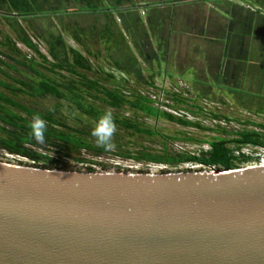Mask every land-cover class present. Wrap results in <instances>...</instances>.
Wrapping results in <instances>:
<instances>
[{"label":"water","instance_id":"1","mask_svg":"<svg viewBox=\"0 0 264 264\" xmlns=\"http://www.w3.org/2000/svg\"><path fill=\"white\" fill-rule=\"evenodd\" d=\"M0 264H264V166L126 175L0 162Z\"/></svg>","mask_w":264,"mask_h":264},{"label":"trees","instance_id":"2","mask_svg":"<svg viewBox=\"0 0 264 264\" xmlns=\"http://www.w3.org/2000/svg\"><path fill=\"white\" fill-rule=\"evenodd\" d=\"M116 1L112 0L108 4L114 6ZM149 1L151 0H141L139 6L143 7ZM61 3L68 8L73 5L76 11L68 12L69 9L65 10L66 7L61 9L54 6ZM117 3L125 4L126 8L138 9L133 0H120ZM108 4L105 0H0V18L11 32L0 30V150L10 156L28 160L30 162L28 167L64 172H74V168L61 163L59 158L73 157L75 161L85 162L87 160L81 159L82 153L101 158L118 152L114 155L126 160L170 168L195 163L207 170L209 168L234 170L241 168L243 164L257 161V158L243 154L241 149L245 146L264 149V106L257 104L255 110L251 109L255 115L262 116L261 123L244 121L238 130L227 131L220 126L213 130L159 110L154 106L153 100L139 92L125 94L123 84L126 83V79L132 77L140 82L143 79V70L137 64L136 58L129 53L130 49L122 32L135 41L134 34L138 28L136 31L131 28H124L125 30L121 31L114 17L111 14L107 17L104 11L109 8ZM73 12L76 19L104 14L107 26L100 32L94 26L88 29L79 27V30L63 27L61 16L63 13ZM43 15L49 19L50 15H53L61 31L67 33L80 49L68 45L62 34H59L60 31L50 30L46 35L39 37L46 48V54H42L20 22L29 23L30 19ZM104 31L107 34V45L112 35V49H115V39L119 36L124 43L123 47L128 50L129 54L120 57L122 62L116 61L115 58L110 62V56H107L110 62L108 64L112 65L110 70L120 72L122 77H126L124 80L123 78L117 80L111 71L106 72L100 66L95 68L99 52L91 50L85 41L90 37L94 40L97 33L100 35V38L97 36L99 41L102 42ZM137 36L140 37L141 34ZM19 44L33 56L29 57L22 53L18 48ZM11 72L17 73L18 76H12ZM152 75L145 85H153L149 84L153 80ZM104 83H109L113 88H107ZM168 96L174 101L171 106L174 110L181 109L187 102L180 93L169 92ZM106 111L112 112L117 127L113 137V149L117 151L114 152L100 147L92 135L97 121ZM119 112H129L132 117L118 115ZM194 113L200 114L201 111L197 108V112ZM210 115L211 119L230 121L226 116L213 113ZM35 116H40L47 122L43 144L38 143L32 136L30 123ZM141 116L148 119H163L181 127L217 133L221 137L197 141L209 146L208 150L200 152L199 156L174 154L166 147L159 154L149 153L145 149L134 153L124 151L123 137L120 135L122 131L148 138L159 136L156 130L144 126L139 121ZM247 126L251 128L247 129ZM186 140L192 141L191 138ZM86 171L93 172L92 169Z\"/></svg>","mask_w":264,"mask_h":264},{"label":"crops","instance_id":"3","mask_svg":"<svg viewBox=\"0 0 264 264\" xmlns=\"http://www.w3.org/2000/svg\"><path fill=\"white\" fill-rule=\"evenodd\" d=\"M140 1L133 0L138 9L126 8L117 2L114 6L107 3L111 7L105 13L107 17L109 14L114 17L121 31L138 28L135 41L122 34L142 73L146 67L161 81L156 85L153 79L149 83L153 85L146 86L156 91H165L167 87L166 92L191 90L200 100L220 99L229 103L225 105L247 111L255 110L256 100L264 105V96L250 97L251 102L246 104L242 103L241 96L235 98L233 94L241 90L237 89L239 84L245 90L264 91V0H151L143 7L139 6ZM103 16H92L91 26L98 31L107 26ZM139 30L144 33L140 37ZM103 36L102 44L107 45L105 31ZM110 37L108 45L112 49ZM94 38L98 39L97 33ZM123 46L122 39L116 37L113 50L118 51L120 47L125 50ZM108 56L110 61L114 59L113 54ZM144 60L147 64H141ZM142 83L143 79L140 84L144 86ZM168 100L174 104L169 96Z\"/></svg>","mask_w":264,"mask_h":264},{"label":"rangeland","instance_id":"4","mask_svg":"<svg viewBox=\"0 0 264 264\" xmlns=\"http://www.w3.org/2000/svg\"><path fill=\"white\" fill-rule=\"evenodd\" d=\"M105 1L107 3L112 2V0H105ZM118 1L120 0H117L116 2ZM49 6L51 7L53 5H49ZM54 6H57L58 8H61V9L66 7L64 3L55 4ZM70 6H71L70 7L71 9L66 7L65 10L69 9L68 12L74 11L73 6L72 5ZM107 6L109 8L111 7L109 5ZM104 11H106V9ZM53 17H54L53 15H50V19H49V17H45L43 15L35 19H30L29 23L28 21L27 22L21 21L20 24L25 29H27V33L31 36L34 43L38 45L40 52L44 55L46 54V48L42 41V38H39V37L40 35L42 36L46 35L50 30L58 31V32L60 31L59 34L60 35L62 34L63 38L65 39L68 45H70L73 48L80 49V47L71 40V38L69 37L67 33H63V31H61V27L59 26V24L56 22V20ZM61 22H62L61 25L63 27L67 25L68 27L75 28L77 30H79V27L88 29L93 23V17L92 16H82L81 18L76 19V16L73 15V13H65V14L63 13V21ZM117 22H120V20H117ZM1 29L5 31H9L7 26L4 24L3 20L0 18V30ZM102 30L103 29H101L100 31ZM8 33H11V32L9 31ZM139 33L142 34L140 30H139ZM97 36L100 38V35H97ZM99 38L92 40V37H90L89 39H87L88 41H85L87 45H89V48L91 50H93L94 52H99L98 53L99 58L97 59L95 68H98L100 66L101 68L105 69L106 72L111 71L114 74V76L117 77V80H120L121 78H123L122 80H124L126 77L125 76L122 77V74H120V72L110 70L112 69L111 68L112 65L110 66V64L108 63L112 61L109 62L106 59V57L109 54H113L114 55L113 57L115 58L116 61L122 62L121 58L125 56L126 54H129L127 49L123 50L120 47L118 51L113 50L111 49V47H109V45L102 44V42L99 41ZM106 47H109V49L107 50ZM18 48L22 51V53L28 55L29 57L33 56L21 44L18 45ZM138 49H139V52L142 53V49L139 46H138ZM116 56L118 58H116ZM147 57H150V55H147ZM91 62L94 63L93 60H91ZM147 62H150V61L147 60ZM142 63L147 64L145 60L144 62H141V64ZM143 69L145 70V72L142 73V76H143L142 85H144L145 82L149 81L148 78L149 76L152 75V73L150 74L151 71L146 70V67H144ZM11 75L14 77L18 76V74L15 72H11ZM152 77L156 85L161 84V81H159L157 77H155L154 75H152ZM126 80H127L126 83L123 84L125 88L124 90L125 94L129 95L134 92H139L143 96H147L150 99H152L153 97L154 98L156 97L155 99L160 101L159 102V101L154 100L156 103L159 104L158 105L159 110L163 112H167V113L171 112L170 114L173 113L171 110L167 109L166 107L160 106V104H163L162 102L165 101V99L161 97V93L163 96H168L169 92L166 94L164 92H158L155 89H150L146 85L141 86L140 82H137L132 77L130 78L128 77ZM104 86H106L109 89L113 88V86H111L109 83H104ZM239 87L240 88H237V89H241V90L239 92L235 91L233 92V94L235 98H239L241 96L243 98L242 103L249 104V102H251L250 97L253 99V98L264 96V91L260 93V92H255V90H251V89L245 90L244 87L241 88L240 84H239ZM164 90L168 91L167 87H164ZM186 91L188 93H186ZM186 91L185 90L182 91V89H180V90L173 92V93H180L182 98L185 97L189 99V101H187L188 102L187 105H183L179 111H175L177 112V116H181L179 118H182L184 120H187L190 122H197L201 126L212 128L213 130H215L217 126H220L221 128H224L227 131L241 129L242 127L241 122H244V121H252V122L254 121L258 123H261L263 121L262 116L255 115L253 110L247 111L243 108H240V107L238 108L237 106H232V105L228 106L225 104H229V103H227L226 101H221L220 99L219 100L216 99L215 101L207 100V99L200 100L194 94L193 91L191 90H186ZM223 93H226V92H223ZM256 101L259 102L258 100ZM257 102L255 103V105H257ZM258 106L262 107L264 105L260 103ZM196 107L201 111L200 114L194 113V112H197ZM246 109H249V107L247 106ZM211 113H213L214 115L226 116L229 118L230 121H225L223 119L222 120L221 119H211L210 118ZM117 114L124 115L129 118L132 117L131 113L129 112H119ZM139 121L144 126H147V127H150L156 130L159 136L154 137V138H148V137H143L140 135H130L129 134L130 132L122 131L120 135L123 137V143H124L123 150L124 151L134 153V152H139L141 149H145L149 153L159 154L166 147L169 152H172L174 154L182 153V154H187V155L199 156L200 152L207 151L209 146L206 143H199L197 141H208L214 137H221V135L217 133L205 132V131H201V130L194 129V128L181 127L179 125L170 123L163 119H148V118H144L143 116H141L139 118ZM249 128L251 127L247 126V129ZM163 137L167 139L164 140ZM186 138H191L192 141H187ZM173 139H176V140H173ZM111 150L113 152L117 151L113 148ZM245 150H248V152H252V154H254L252 158L259 159L262 157V151L258 150L257 148H253L251 146L246 147L243 150L244 154L246 153ZM117 153L118 152H114L108 155H104L101 158L88 156L85 153H82L81 159L87 160L85 162L75 161L73 157L72 159H65L61 157L59 158V160L61 163L73 167L74 172H81V173H88L86 171L88 169H92L93 170L92 173H96V174L111 173V174H126V175L127 174L164 175L168 173L172 174V173H179V172H202V171L207 172L209 171L202 165L195 164V163H185V164H180L176 168H173V167L170 168L164 165H155V164H148V163H143V162H136V161L126 160V159L117 157L118 155H114ZM0 162L10 164V165H15V166H22V167H28L30 165V162L28 160L10 156L1 150H0ZM253 163L254 162L243 164L241 165V168L252 167L254 165Z\"/></svg>","mask_w":264,"mask_h":264},{"label":"clouds","instance_id":"5","mask_svg":"<svg viewBox=\"0 0 264 264\" xmlns=\"http://www.w3.org/2000/svg\"><path fill=\"white\" fill-rule=\"evenodd\" d=\"M33 138L40 144L45 142V132L47 130V122L40 116H35L30 123ZM117 131L115 119L112 112L106 111L96 123L92 131L97 144L104 150L108 151L114 148L113 137Z\"/></svg>","mask_w":264,"mask_h":264},{"label":"built area","instance_id":"6","mask_svg":"<svg viewBox=\"0 0 264 264\" xmlns=\"http://www.w3.org/2000/svg\"><path fill=\"white\" fill-rule=\"evenodd\" d=\"M142 15H143V13H142ZM158 92H164V91H158ZM161 97L162 98H164L165 99V101L164 102H162L163 104H160V106H164V107H166L167 109H169V110H171L173 113H172V115H174V116H177V112H175V111H179V110H174V109H171V106L173 105V104H171L170 102H169V100H168V97L167 96H163L162 95V93H161ZM156 98V97H155ZM154 97L151 99V100H155V101H159V100H156ZM163 100V99H162ZM154 101V105H156L155 107H157L158 108V103H156ZM160 102V101H159ZM165 103V104H164ZM166 105V106H165ZM159 109V108H158ZM174 110V111H173ZM171 113V112H170ZM177 117H181V116H177ZM246 147H250V146H245V147H243L242 149H241V151H242V153L244 154V149L246 148ZM258 150H260V151H262V157L261 158H259V159H257V161H255L253 164V167H262V166H264V149H258ZM245 155H248V156H253L254 154H252V152H248V150H245ZM209 171H213L214 169H208Z\"/></svg>","mask_w":264,"mask_h":264}]
</instances>
